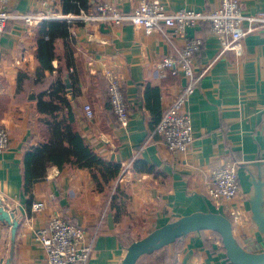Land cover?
<instances>
[{"label":"crops","instance_id":"crops-1","mask_svg":"<svg viewBox=\"0 0 264 264\" xmlns=\"http://www.w3.org/2000/svg\"><path fill=\"white\" fill-rule=\"evenodd\" d=\"M111 1L122 12L138 6L137 0ZM164 10L209 13L221 0H159ZM244 17L264 12V0H239ZM65 0H12V15L32 16L27 22L12 18L0 39V126L7 129L8 149L0 152V205L18 221L10 263V226L0 220V264H46V255L37 240L38 231L49 218L58 216L84 229L88 235L98 228L87 264H119L126 246L146 237L155 229L194 212L227 213L208 196L212 172L235 159H264V29L246 22L241 40L243 55L232 51L219 55L218 37L210 22L203 21L186 29L185 37L176 35L183 46L189 38H201L196 53V70L206 71L185 110L191 116L193 142L186 153H171L152 136L151 123L163 114L180 93L182 75L161 78L156 64L172 53L170 45L158 33L146 34L130 23L113 25L84 20L67 12ZM91 15L92 13H85ZM40 18H38V17ZM45 21L70 23L68 38L54 42L57 68H66L72 79L68 97L72 102L79 134L101 159L119 164L122 175L115 193L111 185L101 192L89 171L48 166L42 178L29 187L24 183V156L40 145V116L35 113L34 94H17L19 73L35 78L37 34ZM56 71H54V74ZM107 74L121 83L128 105L127 127L116 123L108 105ZM49 73H46L48 76ZM103 77V78H102ZM150 90L154 97L148 98ZM88 104L93 117L87 119ZM238 165V164H237ZM240 194L230 203L242 217L233 226L238 243L261 251L258 234L248 217L245 192L247 184L239 169ZM42 203L43 208L33 209ZM87 235V236H88ZM161 253L143 255L136 264H167L158 260ZM171 264H230L220 239L211 231L186 235L181 247L169 249Z\"/></svg>","mask_w":264,"mask_h":264},{"label":"built area","instance_id":"built-area-1","mask_svg":"<svg viewBox=\"0 0 264 264\" xmlns=\"http://www.w3.org/2000/svg\"><path fill=\"white\" fill-rule=\"evenodd\" d=\"M11 1L0 0V39L10 19L21 18L30 22L32 18H35L27 15H12L9 12ZM137 1L138 6L128 13L119 10L111 1H103L94 13L91 15L82 13L79 18L88 21H103L113 25L130 23L143 29L146 34H160L170 45L172 53L163 56L156 64V69L161 78L168 75H182L185 78V84L171 106L162 114L154 134L171 153H186L193 142V126L191 116L186 112L185 107L195 94L199 81L210 69L211 64L198 72L195 56L201 48L202 39L192 37L187 39L183 46H178L175 42L176 35L185 37L188 27H195L200 22L209 21L211 32L220 41L219 55L232 51L240 57L243 55L241 40L247 33L244 24L252 22L261 25L264 29V12L252 17H244L239 0H221L220 6L209 13L183 10L169 14L159 0ZM107 79V95L116 123L127 127L130 115L120 80L113 74H107ZM84 114L87 119L93 117L92 109L88 104L84 106ZM9 144L7 129L0 126V152L8 149ZM207 193L216 205L225 209L226 216L232 224H236L241 219L239 209L229 206V203L240 194L237 164L228 163L215 169L212 172ZM32 208L42 209L43 204L35 203ZM97 233L98 228L88 235L84 229L61 217L53 216L38 231L37 240L44 249L46 264H87Z\"/></svg>","mask_w":264,"mask_h":264},{"label":"trees","instance_id":"trees-1","mask_svg":"<svg viewBox=\"0 0 264 264\" xmlns=\"http://www.w3.org/2000/svg\"><path fill=\"white\" fill-rule=\"evenodd\" d=\"M65 2V10L74 15H80L81 10L84 13H94L100 4L97 0H65ZM69 27L70 23L67 21L43 22L39 26L36 38V60L38 61L36 77L31 78L23 73L18 74L17 94H23L26 98L28 93L35 95L34 110L40 116L39 133L43 140L40 145L28 149L25 153L24 183L29 187L34 181L42 178L46 168L51 165L59 170L64 167L82 169L89 171L99 191L103 192L111 185L109 194L113 193L111 200L114 201L118 188L116 181L122 175V167L101 159L86 145L79 134L65 83L66 78L72 79L69 73L71 66L69 59H65L66 68H57L53 64L57 60L54 42L60 38H68ZM54 71H56L55 75H53ZM47 72L48 76H46ZM149 93L147 92L148 98H153L155 90H150ZM105 94L111 108L107 91ZM161 116L162 114H158L151 123L152 136H155L154 131ZM234 159L238 165L243 162L242 158L234 157ZM214 234L220 239L216 233ZM170 246L174 252L178 251L181 247V240L154 251L153 254L161 253L158 260L171 264L175 257H170Z\"/></svg>","mask_w":264,"mask_h":264},{"label":"water","instance_id":"water-1","mask_svg":"<svg viewBox=\"0 0 264 264\" xmlns=\"http://www.w3.org/2000/svg\"><path fill=\"white\" fill-rule=\"evenodd\" d=\"M66 87L70 81L65 79ZM257 156L255 159L243 161L238 168L243 171L247 186L245 192L248 217L255 226L257 243L264 247V159ZM0 220L6 222L10 232L11 261L18 221L13 213L0 205ZM200 231H211L220 237L226 259L230 264H264V249L254 251L241 246L233 234L231 220L219 212H194L169 222L161 228L155 229L146 237L132 242L126 250L124 258L119 264H136L146 254L160 250L182 240L186 235Z\"/></svg>","mask_w":264,"mask_h":264}]
</instances>
